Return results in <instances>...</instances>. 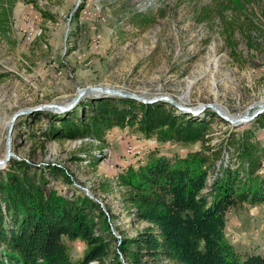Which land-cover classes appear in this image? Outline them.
<instances>
[{"label": "trees", "instance_id": "trees-1", "mask_svg": "<svg viewBox=\"0 0 264 264\" xmlns=\"http://www.w3.org/2000/svg\"><path fill=\"white\" fill-rule=\"evenodd\" d=\"M18 1L0 0L3 36ZM254 1L212 0L197 9V20L210 24L219 19L224 39L235 49L238 31L247 30L250 37L259 28L246 9ZM129 17L139 28L154 20L142 12ZM54 112L37 113L36 118H53L30 138L43 147L50 140L89 141L97 152L86 150L87 144L79 150L92 165L104 158L114 128L149 140L145 158L123 166L115 184L110 178L99 182L106 193L117 187L125 210L146 226L135 235L117 236L111 214L82 189L67 195L56 181L49 187V177L73 182L66 166L12 158L0 169V264H155L163 259L173 264H264V252L239 251L226 231L229 210L264 205V141L258 136L264 113L247 122V128L213 142L210 120L189 117L166 101L87 96L67 112ZM207 114L219 117L212 110ZM167 142L201 146L169 156L159 150ZM76 240L86 245L80 259L73 258L69 244Z\"/></svg>", "mask_w": 264, "mask_h": 264}, {"label": "rangeland", "instance_id": "rangeland-1", "mask_svg": "<svg viewBox=\"0 0 264 264\" xmlns=\"http://www.w3.org/2000/svg\"><path fill=\"white\" fill-rule=\"evenodd\" d=\"M83 2L79 18L74 19ZM211 2L19 0L7 36L0 34V158L6 154L9 122L15 112L42 103L66 104L79 88L89 85L124 88L147 98L168 94L191 108L183 111L171 104L189 117L210 120L213 142L247 128V122L233 128L234 124L222 121L211 108H200L204 103H215L225 113L241 116L264 104V0L247 4L250 18L259 28L250 37L247 30L238 31L235 49L224 39L219 19L210 24L197 20V9ZM134 12L150 13L154 20L139 28L130 21ZM37 25L43 30L41 35L35 30ZM208 110L219 117H211ZM37 113L16 119L12 158L66 166L74 175L73 182L67 183L61 175L49 177V187L56 181L67 195H73L76 188L87 194V189L90 197L111 214L117 236L121 232L135 235L146 226L125 210L117 187L106 193L99 189V182L110 178L115 184L123 166L145 158L149 140L114 128L108 134V152L100 163L92 165L85 151L79 150L87 144L86 150L97 152L89 141L50 140L43 147L39 140H32L30 133L46 127L53 118L47 114L36 118ZM258 136L264 141V127ZM129 145L135 148L132 155L127 154ZM200 146L167 142L159 150L175 156ZM251 208L256 209L254 213ZM227 217V236L239 251L264 252V205L231 209ZM69 244L73 258L80 259L84 242ZM155 264L173 263L163 259Z\"/></svg>", "mask_w": 264, "mask_h": 264}, {"label": "water", "instance_id": "water-1", "mask_svg": "<svg viewBox=\"0 0 264 264\" xmlns=\"http://www.w3.org/2000/svg\"><path fill=\"white\" fill-rule=\"evenodd\" d=\"M91 93L99 94L97 96H94V98H100L103 96H120L125 98H132L138 101H142L144 103H155L158 101H166L183 111H191V108L181 105L174 97L168 94H161L158 96H154L152 98H147L138 92L124 88H117V87L103 86V85H89V86L81 87L79 88L75 97H73L72 100L66 104H60L56 102L42 103L34 107L20 109L19 111L15 112L9 122L7 143H6V154L3 158H0V167L4 166L13 156L12 131L15 125V121L18 117L35 111L41 112V111L51 110L55 112H67L72 108H74L84 97L90 96ZM207 107L211 108L220 117H222L227 122L234 125L249 122L264 112V104L259 105V107H257V109H255L253 113H250V111L248 110L245 114L241 116H231L230 114L225 113L215 103H204L201 105L200 110H204ZM86 192L90 196V193L88 192L87 189Z\"/></svg>", "mask_w": 264, "mask_h": 264}, {"label": "built area", "instance_id": "built-area-1", "mask_svg": "<svg viewBox=\"0 0 264 264\" xmlns=\"http://www.w3.org/2000/svg\"><path fill=\"white\" fill-rule=\"evenodd\" d=\"M135 153V148L133 145H129L127 148V154L132 155ZM109 161H111V152L109 153ZM256 209L251 208V213H254Z\"/></svg>", "mask_w": 264, "mask_h": 264}, {"label": "bare ground", "instance_id": "bare-ground-1", "mask_svg": "<svg viewBox=\"0 0 264 264\" xmlns=\"http://www.w3.org/2000/svg\"><path fill=\"white\" fill-rule=\"evenodd\" d=\"M35 30H36V32H37L38 35H41L42 32H43L42 28H40V29L38 28V25L35 26ZM90 95H92V96H97V95H99V94L91 93ZM181 104H182V103H181ZM231 116H232V115H231ZM119 138H121V135L119 136ZM119 138H118V139H119ZM108 150H109V147L105 148V149L103 150L104 154H106V153L108 152Z\"/></svg>", "mask_w": 264, "mask_h": 264}]
</instances>
